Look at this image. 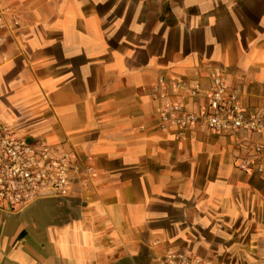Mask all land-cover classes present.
Here are the masks:
<instances>
[{
    "label": "crops",
    "instance_id": "1",
    "mask_svg": "<svg viewBox=\"0 0 264 264\" xmlns=\"http://www.w3.org/2000/svg\"><path fill=\"white\" fill-rule=\"evenodd\" d=\"M0 122L72 153L63 198L0 209V264H151L167 250L264 264V174L236 169L264 138L159 128L203 112L220 75L264 115V0H0ZM162 83H159V80ZM87 169H90L88 172Z\"/></svg>",
    "mask_w": 264,
    "mask_h": 264
},
{
    "label": "built area",
    "instance_id": "2",
    "mask_svg": "<svg viewBox=\"0 0 264 264\" xmlns=\"http://www.w3.org/2000/svg\"><path fill=\"white\" fill-rule=\"evenodd\" d=\"M18 27V17L9 10L0 9V47L6 40L5 33ZM159 83H162L161 79ZM174 88L186 91L191 99L204 97L205 110L190 112L180 103H167L159 111L161 131L173 125L177 138L183 139L189 126L202 123L214 133L243 132L264 138V115L242 106L239 90L229 88L220 75L211 77V87L204 93L200 85L189 86L185 81L175 82ZM250 151L252 159L239 160L236 169L251 176L264 174V144L256 142ZM72 159V153L61 145L29 142L18 136L10 125L0 122V209L13 212L40 199L66 197L73 181ZM151 264L213 262L167 250Z\"/></svg>",
    "mask_w": 264,
    "mask_h": 264
}]
</instances>
